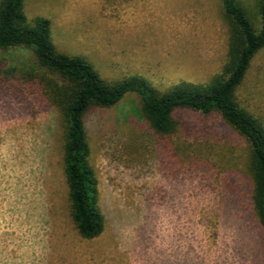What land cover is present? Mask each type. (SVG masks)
I'll return each mask as SVG.
<instances>
[{
	"label": "rangeland",
	"instance_id": "rangeland-1",
	"mask_svg": "<svg viewBox=\"0 0 264 264\" xmlns=\"http://www.w3.org/2000/svg\"><path fill=\"white\" fill-rule=\"evenodd\" d=\"M25 12L50 20L58 51L85 58L107 81L206 84L226 61L218 0H27ZM29 57L6 56L13 65ZM239 96L264 123V51ZM138 108L130 95L87 116L106 226L86 241L70 216L59 114L0 92V264H264L244 186L219 170L164 165ZM210 129L202 143L245 157L240 138Z\"/></svg>",
	"mask_w": 264,
	"mask_h": 264
},
{
	"label": "trees",
	"instance_id": "trees-1",
	"mask_svg": "<svg viewBox=\"0 0 264 264\" xmlns=\"http://www.w3.org/2000/svg\"><path fill=\"white\" fill-rule=\"evenodd\" d=\"M26 1L0 0V92L59 114L70 216L82 239L99 238L106 226L86 119L130 95L138 100L144 130L164 165L178 172L219 170L238 188L243 185L252 218L264 232V123L239 96L254 60L264 51V0H218L228 33L222 70L206 84L183 82L164 90L141 76L107 81L85 58L59 52L51 21L29 20ZM19 50L28 51L29 60L9 64L6 56ZM212 125L213 135L223 129L240 138L245 157L237 159L232 150L225 153L221 145L202 143Z\"/></svg>",
	"mask_w": 264,
	"mask_h": 264
}]
</instances>
